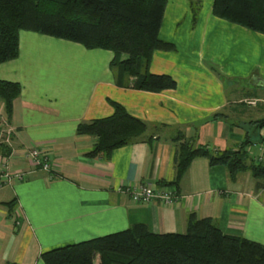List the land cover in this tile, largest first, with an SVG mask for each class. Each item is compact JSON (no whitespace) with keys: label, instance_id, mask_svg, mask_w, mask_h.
I'll return each instance as SVG.
<instances>
[{"label":"crops","instance_id":"obj_1","mask_svg":"<svg viewBox=\"0 0 264 264\" xmlns=\"http://www.w3.org/2000/svg\"><path fill=\"white\" fill-rule=\"evenodd\" d=\"M212 2L199 0L193 22L189 0H167L158 34L175 49L154 50L148 70L171 75L176 85L158 91L132 86L110 63L109 49L19 30V54L0 62V78L20 82L21 91L9 117L0 99V118L14 129L7 167L24 177L0 186V264H44L43 250L134 222L182 232L191 212L264 243V186L249 170L232 175L198 155L171 186V203L134 201L122 190L174 178L179 132L211 150L257 141L249 128L264 116V33L215 16ZM236 77H248V86ZM251 97L260 100L249 104ZM110 100L148 129L108 157H88L96 137L76 125L111 114ZM32 146L47 152L50 170L31 164L25 151Z\"/></svg>","mask_w":264,"mask_h":264},{"label":"trees","instance_id":"obj_2","mask_svg":"<svg viewBox=\"0 0 264 264\" xmlns=\"http://www.w3.org/2000/svg\"><path fill=\"white\" fill-rule=\"evenodd\" d=\"M193 22L199 0H189ZM167 0H0V62L19 54V30H32L68 39L93 48L109 49L110 60L132 86L158 91L176 85L167 73L148 70L156 49L173 50L175 43L159 37ZM212 12L249 29L264 33V0H213ZM124 55V56H122ZM21 84L0 78V99L9 117ZM111 114L78 122L76 132L96 137L88 157H108L111 150L139 139L148 123L110 100ZM254 128L264 125V116L254 119ZM175 175L157 184L177 186L193 157L209 164H224L230 174L249 170L264 186V160H254L242 142L237 148L211 150L194 144L179 132ZM4 153L10 147L1 146ZM51 169V168H50ZM49 169V170H50ZM54 175V174H53ZM15 198L4 201L14 204ZM44 264H264V243L223 232L212 217L188 214L185 231H151L145 222L90 238L58 245L41 252ZM6 264H12L7 261Z\"/></svg>","mask_w":264,"mask_h":264},{"label":"built area","instance_id":"obj_3","mask_svg":"<svg viewBox=\"0 0 264 264\" xmlns=\"http://www.w3.org/2000/svg\"><path fill=\"white\" fill-rule=\"evenodd\" d=\"M260 98L251 97L245 99L249 104H256ZM13 128L6 124L5 119L0 118V148L8 146L11 150V139ZM259 139L252 141L247 146L249 155L256 161L264 160V125L258 128ZM9 150V153H10ZM9 153L0 151V186L9 183L13 179H22L24 173L20 170H11L7 167L5 156ZM26 157L31 164L42 169L51 168L50 159L47 152L38 146H32L25 151ZM122 190L126 191L132 200L148 203L154 199H159L164 203H171L176 198V191L173 187L164 184H155L147 181H141L131 186H125Z\"/></svg>","mask_w":264,"mask_h":264},{"label":"rangeland","instance_id":"obj_4","mask_svg":"<svg viewBox=\"0 0 264 264\" xmlns=\"http://www.w3.org/2000/svg\"><path fill=\"white\" fill-rule=\"evenodd\" d=\"M198 13V11H197ZM225 78V77H224ZM248 77H236L235 79L237 80V82L240 84V85H246V83H248ZM227 79V78H226ZM249 84V83H248ZM248 84L246 86H248ZM249 86H252V85H249ZM264 100V99H263ZM264 105V103H263ZM248 107V106H247ZM250 130V136L253 138V140H258L259 139V134H258V131L257 129H255L254 127H251L249 128Z\"/></svg>","mask_w":264,"mask_h":264}]
</instances>
